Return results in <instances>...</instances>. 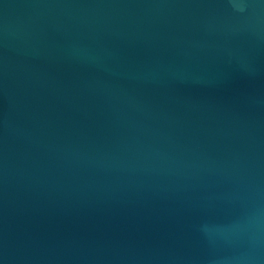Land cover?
Listing matches in <instances>:
<instances>
[{
	"label": "water",
	"instance_id": "95a60500",
	"mask_svg": "<svg viewBox=\"0 0 264 264\" xmlns=\"http://www.w3.org/2000/svg\"><path fill=\"white\" fill-rule=\"evenodd\" d=\"M0 264H264V0H0Z\"/></svg>",
	"mask_w": 264,
	"mask_h": 264
}]
</instances>
